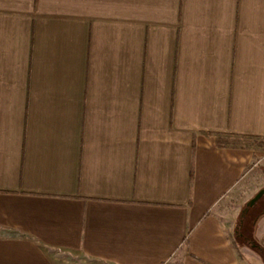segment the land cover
<instances>
[{
	"label": "crops",
	"instance_id": "crops-1",
	"mask_svg": "<svg viewBox=\"0 0 264 264\" xmlns=\"http://www.w3.org/2000/svg\"><path fill=\"white\" fill-rule=\"evenodd\" d=\"M260 141L264 0H0V264L258 261Z\"/></svg>",
	"mask_w": 264,
	"mask_h": 264
},
{
	"label": "rangeland",
	"instance_id": "rangeland-1",
	"mask_svg": "<svg viewBox=\"0 0 264 264\" xmlns=\"http://www.w3.org/2000/svg\"><path fill=\"white\" fill-rule=\"evenodd\" d=\"M259 145L264 147V141H260ZM262 188H264V161L219 206L227 221L229 235L236 247L245 248L259 257L258 261L247 262L244 258L246 264H264V233L260 236L256 235L259 226L264 225V219L261 225L257 223L260 217H264V196L245 213L248 202ZM169 264H178V262L173 261Z\"/></svg>",
	"mask_w": 264,
	"mask_h": 264
},
{
	"label": "trees",
	"instance_id": "trees-1",
	"mask_svg": "<svg viewBox=\"0 0 264 264\" xmlns=\"http://www.w3.org/2000/svg\"><path fill=\"white\" fill-rule=\"evenodd\" d=\"M218 143L220 146L224 145H232V146H239V147H252L257 145V140L256 138L248 137V136H234V138H228V140H223L221 135H217ZM251 208V207H250ZM250 208H246V211Z\"/></svg>",
	"mask_w": 264,
	"mask_h": 264
},
{
	"label": "water",
	"instance_id": "water-1",
	"mask_svg": "<svg viewBox=\"0 0 264 264\" xmlns=\"http://www.w3.org/2000/svg\"><path fill=\"white\" fill-rule=\"evenodd\" d=\"M264 196V188L260 189L256 195L248 202L247 207H253Z\"/></svg>",
	"mask_w": 264,
	"mask_h": 264
},
{
	"label": "flooded vegetation",
	"instance_id": "flooded-vegetation-1",
	"mask_svg": "<svg viewBox=\"0 0 264 264\" xmlns=\"http://www.w3.org/2000/svg\"><path fill=\"white\" fill-rule=\"evenodd\" d=\"M244 219L242 220V223H243Z\"/></svg>",
	"mask_w": 264,
	"mask_h": 264
}]
</instances>
